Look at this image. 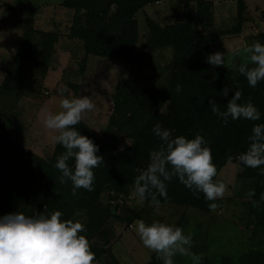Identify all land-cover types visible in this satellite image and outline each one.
<instances>
[{
    "label": "trees",
    "instance_id": "16d2710c",
    "mask_svg": "<svg viewBox=\"0 0 264 264\" xmlns=\"http://www.w3.org/2000/svg\"><path fill=\"white\" fill-rule=\"evenodd\" d=\"M159 1L162 0H61L60 4L73 11L68 35L81 41V60L92 55L131 62L136 55L135 14L147 4ZM194 2L192 15L189 1L183 0V20L176 23L159 25L148 15H143L152 47H171L172 60L164 80L153 89L139 86L129 77L118 80L112 93V110L102 134L96 136L83 121L74 126L98 146L97 155L104 160L102 165L93 169L92 191L80 188L74 196L71 181L60 182L62 173L54 166L57 157L65 151L60 144L55 143L51 155L45 159L16 142L10 127L13 114L8 111L12 117L0 122V217L17 211L28 216L45 212V209V214L60 211L62 221L70 219L85 226L86 231L80 234L89 241L95 254L94 264H120L107 244L105 223L111 218L130 224L133 220L142 219L143 214L142 210L133 207H126L122 213L116 214L118 205H110L109 201L119 194L128 196L133 192L134 178L138 175L136 170L147 167L150 151L158 149L161 143L153 133L155 124L160 123L163 128L172 130L173 137L192 139L197 133L204 136L217 171L226 162L236 161L240 167L238 175L254 179L252 191L255 195L247 199L248 214L255 230L264 232V201L260 200L264 193V175L260 174L264 165L254 169L237 159L249 146L248 137L254 124H264V80L251 87L238 69L233 76L214 78L213 66L207 63V56L218 34L196 29L197 26L208 28L212 23L210 3L205 0ZM243 10V0H236L235 23L227 33L240 30ZM31 30L29 27L25 30L15 54L31 58L32 52L42 61H47L57 35L49 30L40 31V40L35 48L30 42ZM26 47H32L31 51L28 52ZM177 84L182 86L179 94L176 92ZM8 85L12 83L9 81L0 86V95L3 91L11 95ZM225 87L229 90L227 97L222 94ZM235 91L242 93L238 103L251 99L260 112L259 120H232L229 117L225 124L211 111L209 99L215 100L220 110L225 111L227 100ZM0 107V113L4 112L6 104L2 103ZM122 135L128 138V143L117 148V139ZM68 163L71 167L74 161L70 159ZM165 183L167 198L158 196L159 204L210 211L208 205L214 201H206L202 192L193 195V191L175 177ZM103 192L107 193V200L101 198ZM253 201H257L259 206H253ZM144 202L151 203L150 198ZM142 264H162V261L153 252ZM236 264H264V248L241 254Z\"/></svg>",
    "mask_w": 264,
    "mask_h": 264
},
{
    "label": "rangeland",
    "instance_id": "374dc122",
    "mask_svg": "<svg viewBox=\"0 0 264 264\" xmlns=\"http://www.w3.org/2000/svg\"><path fill=\"white\" fill-rule=\"evenodd\" d=\"M188 1L193 15L195 2ZM205 1L210 3L212 23L208 28L197 26L196 29L218 34L217 40L210 45L209 53H224V66H213V76L215 79L233 76L238 67L248 59L243 48L254 41L264 44V34H261L264 33V0H246L241 28L233 34L227 31L235 23L236 0ZM60 2L61 0H0V86L9 81L12 83L11 86L8 85L11 95L4 94V91L0 95V105L6 104L4 112L0 113V122L12 117L8 112L11 111L13 122L10 127L15 141L32 154L45 159L52 153L55 145L52 137L57 133L44 126L42 114L44 110L53 113L60 110L59 89L67 87L65 98L72 95L91 97L96 107L86 113L81 121L92 133L100 136L112 110V93L118 80L129 77L135 84L153 89L167 75L172 60L171 47H152L148 41L143 15H148L159 25L183 20V0H162L160 3L147 4L135 14L137 39L133 61L92 55L81 60V41L68 35L73 11L63 7ZM28 27L32 29L30 42L35 48L40 40V31L49 30L57 35L47 61H42L41 57L37 58L32 52L31 58L15 54ZM32 47H26V50L29 52ZM233 48H239L241 54L234 57ZM162 111L164 112L163 109ZM117 141V148H121L128 143V138L122 135ZM239 171L236 161L226 162L217 171L214 182H224L227 191L223 198L214 201L218 205L215 211L201 212L186 206L141 203L132 192L128 196L119 194L109 202L110 205H118L116 214L122 213L126 207L139 208L146 224L150 225L155 220L181 227L186 235L191 231V251L203 254L201 264H236L241 254L264 248V232L255 230L248 214V193L253 190L254 179L240 177ZM101 198L107 200V193L103 192ZM134 221L126 224L110 218L105 223L107 244L120 264H142L153 253L143 245L134 231ZM173 260L178 264H191L189 258L179 254Z\"/></svg>",
    "mask_w": 264,
    "mask_h": 264
},
{
    "label": "clouds",
    "instance_id": "9594fccd",
    "mask_svg": "<svg viewBox=\"0 0 264 264\" xmlns=\"http://www.w3.org/2000/svg\"><path fill=\"white\" fill-rule=\"evenodd\" d=\"M247 61L242 63L238 71L246 77L249 86L255 87L259 81L264 80V44L254 41L243 48ZM239 48L232 49V55L239 56ZM207 63L212 66H224V53L214 52L207 56ZM253 66H249V65ZM67 87H61L59 93L60 110L53 113L43 111L42 122L44 126L57 133L52 137L55 143L60 144L65 151L57 157L55 168L62 176L61 183L71 181L72 194L83 188L93 190L94 172L104 163L103 157L97 155L98 146L87 136L82 135L76 128L84 115L96 107L91 97L75 96L65 98ZM182 86L176 85L179 94ZM227 97L229 90H222ZM242 93L235 91L227 100L226 110L221 111L215 100L209 99L211 111L226 124L229 117L232 120L245 119L257 121L260 112L251 102L238 103ZM252 134L248 137L249 146L240 153L238 161L250 168H259L264 165V124H254ZM153 133L159 137L161 143L156 150L149 153V163L146 168H138V175L134 178L132 195L144 202L150 198L153 205L158 206L159 197L167 198L166 181L177 178L180 183L193 191L204 194L206 201H215L223 198L227 185L222 181H215L217 169L212 161L208 141L199 133L194 138L172 136V130L163 128L156 123ZM73 160V166L68 161ZM229 161L232 157H228ZM264 175V168L261 169ZM249 191L248 196H254ZM260 200L264 201V193ZM253 206H259L253 201ZM211 211L218 207L216 203L208 205ZM37 213L32 216L21 212H14L0 217V264H93L95 254L90 249L89 241L80 233L85 232V226L73 220H61L62 213L53 211L45 214ZM139 235L143 245L157 254L162 264H174L173 257L179 254L190 259L191 264H201L203 254L191 251L193 246V233L184 234L181 227L153 221L150 225L138 219L132 225Z\"/></svg>",
    "mask_w": 264,
    "mask_h": 264
},
{
    "label": "crops",
    "instance_id": "0c3cea01",
    "mask_svg": "<svg viewBox=\"0 0 264 264\" xmlns=\"http://www.w3.org/2000/svg\"><path fill=\"white\" fill-rule=\"evenodd\" d=\"M243 2H244V5L246 6V0H243ZM156 3H160V1L159 2H156ZM156 3H154V4H156ZM230 39L231 38H229L228 41H230Z\"/></svg>",
    "mask_w": 264,
    "mask_h": 264
}]
</instances>
